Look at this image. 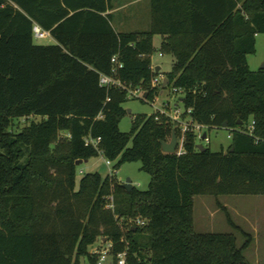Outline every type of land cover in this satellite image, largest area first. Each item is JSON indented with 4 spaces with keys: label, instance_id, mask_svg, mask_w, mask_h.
Segmentation results:
<instances>
[{
    "label": "trees",
    "instance_id": "1",
    "mask_svg": "<svg viewBox=\"0 0 264 264\" xmlns=\"http://www.w3.org/2000/svg\"><path fill=\"white\" fill-rule=\"evenodd\" d=\"M148 5L147 31L116 32L106 14L111 0H0V264H95L89 251L103 240L112 245L111 264L124 251L125 264H249L251 238L224 208L244 245L234 234L196 232L192 211L199 196L264 197V69L247 65L264 35V0ZM34 26L53 45L33 44ZM153 36L172 58L158 89L150 88L159 75L150 69ZM113 57L124 89L99 85ZM166 87L181 92L193 123L225 125V152H198L195 134L186 133L183 155L163 154L160 143L180 133L159 114L136 116L127 134L119 132L128 90L152 102ZM30 117L39 121L11 131L14 120ZM99 155L114 171L139 163L146 190L127 193L113 175L77 181L75 162ZM129 219L145 223L127 226Z\"/></svg>",
    "mask_w": 264,
    "mask_h": 264
},
{
    "label": "rangeland",
    "instance_id": "2",
    "mask_svg": "<svg viewBox=\"0 0 264 264\" xmlns=\"http://www.w3.org/2000/svg\"><path fill=\"white\" fill-rule=\"evenodd\" d=\"M111 8L114 17V27L120 32H144L149 29L150 11L148 0H111ZM37 46H51L53 42L50 38L43 40H33ZM153 51L150 56V66L159 68V74L165 76L171 71L172 58L161 53V38L153 36ZM247 65L250 71H257L264 66V35H258L255 40V54L247 57ZM182 95L173 93L171 87L161 90L153 98L152 103H142L136 98H128L123 105L126 115L121 119L118 130L120 133L127 134L130 131L132 119L136 116H150L157 111L164 109V105H169L171 112L178 110L183 112V106L180 103ZM127 111L130 113L127 114ZM39 118H24L14 120L12 132L18 133L26 128L30 122H38ZM205 134L209 142L196 139L195 146L209 149L211 152H225L230 144L229 133L223 129L220 130H202L201 135ZM62 138L67 139L65 134ZM107 161L101 156H97L76 166V180L78 181L85 174H98L101 179L107 176H114L120 183L129 179L132 188L143 192L146 190L149 177L139 170V163H130L122 165L117 171L113 170V163L106 165ZM224 206L229 216L230 222L239 230L251 238L248 249L244 252V257L249 264L264 263V197H242L225 196L213 198L210 196H199L193 199V227L194 230L202 234H234L237 239V245L241 246L247 241L246 238L232 229L227 223L226 216L221 210ZM142 221L139 219H129L127 226H134V222ZM144 222V221H142ZM145 223V222H144ZM122 225V224H121ZM141 227V226H140ZM104 241V240H103ZM96 246L103 243L96 242ZM99 250V249H98ZM81 264H87L82 259ZM106 264H109L107 262Z\"/></svg>",
    "mask_w": 264,
    "mask_h": 264
},
{
    "label": "built area",
    "instance_id": "3",
    "mask_svg": "<svg viewBox=\"0 0 264 264\" xmlns=\"http://www.w3.org/2000/svg\"><path fill=\"white\" fill-rule=\"evenodd\" d=\"M32 38L33 40H43L46 38H50V36H49V33L42 31L37 26H34L32 28ZM110 63L112 64L111 75L110 76H100L99 85L103 87H116V88L124 89V87L120 84V82L117 79H115L116 74L118 70L122 68V65L117 62L115 57L111 58ZM150 69L155 73V68L150 66ZM163 80H164L163 76H160V75L155 76L154 78L151 79L150 88L158 89L162 87ZM172 92L181 94V92L178 90H172ZM143 95H144L143 91L139 88L135 90L127 91L128 98H136L138 100H142L145 103H147L145 100L146 98L144 99ZM149 103H152V102H149ZM154 114L166 116L170 120V122H172L177 128H179L180 138H176L177 147L174 153L177 157L183 155L182 143H183L184 136L186 133H193L195 134L196 139L203 140V142L205 143L209 142L205 134H203L205 136L204 139H202L203 135H201V131L206 130V129L191 121L189 117L190 110H187L186 112L184 110L183 112H179L178 110L171 112L169 109V105L166 104L164 105V109H162L161 111H157ZM183 116L185 117L183 118ZM155 120L157 119L155 118ZM253 126H254V123L251 122L250 125L246 128L245 133L251 134L253 131ZM89 142H86V143L88 144ZM98 143H99V139H96L94 142H90V144L94 146H96ZM106 165H109V163L107 162ZM108 200L110 203L112 202L111 197ZM106 209H112V205L106 206ZM143 225H144V222L142 221L134 222V226L142 227ZM131 227H133V225ZM111 248H112V245L109 242L103 243V248L99 250L95 247H92L89 252L91 255L97 257V261L95 264H106L107 262L111 264V256H110ZM125 260H126L125 251L116 254L114 257L115 264H125Z\"/></svg>",
    "mask_w": 264,
    "mask_h": 264
},
{
    "label": "water",
    "instance_id": "4",
    "mask_svg": "<svg viewBox=\"0 0 264 264\" xmlns=\"http://www.w3.org/2000/svg\"><path fill=\"white\" fill-rule=\"evenodd\" d=\"M260 69H264V66H262ZM155 73H158V68L155 69ZM166 85V80L164 79L163 80V83H162V87H164ZM143 98L145 99L146 98V94L144 93L143 95ZM130 112L127 111V114H129ZM222 129H225V125H223ZM204 135L202 136V139H204ZM160 147H161V152L163 154H166V155H172L175 153V150H176V147H177V139H176V135L174 132L171 133V137H170V140L169 142L167 143H160ZM197 151L198 152H203L205 150V148H202L201 146H197L196 147ZM86 161L82 162V161H77L75 162V166H78L82 163H85ZM121 187L127 192L129 193L132 189V186H131V183H130V180L127 179L125 180V182H123V184L121 185ZM106 241H102V243H105Z\"/></svg>",
    "mask_w": 264,
    "mask_h": 264
},
{
    "label": "crops",
    "instance_id": "5",
    "mask_svg": "<svg viewBox=\"0 0 264 264\" xmlns=\"http://www.w3.org/2000/svg\"><path fill=\"white\" fill-rule=\"evenodd\" d=\"M113 12L114 11H112V9L110 10V11H108L106 14L107 15H111V25H112V27H113V29L116 31V32H120V31H117L116 30V28L114 27V25H113V23H114V17H113ZM149 24H150V20H149ZM149 26V25H148ZM130 32H133V31H130ZM256 38H257V36H256ZM256 38H255V40H256ZM50 40L53 42V40L50 38ZM54 43V42H53ZM158 68V67H157ZM156 69V68H155ZM160 71V69L158 68V72ZM160 75V74H159ZM161 76V75H160ZM223 208H224V206H222ZM93 247H95V248H97V249H102L103 247L101 246V245H99V246H96V245H94ZM81 264V263H80Z\"/></svg>",
    "mask_w": 264,
    "mask_h": 264
}]
</instances>
